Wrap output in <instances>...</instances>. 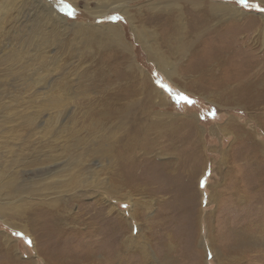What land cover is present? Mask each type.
I'll return each mask as SVG.
<instances>
[{
  "label": "rangeland",
  "instance_id": "1",
  "mask_svg": "<svg viewBox=\"0 0 264 264\" xmlns=\"http://www.w3.org/2000/svg\"><path fill=\"white\" fill-rule=\"evenodd\" d=\"M43 1L54 3L59 14L67 20L66 27L56 28L47 22L40 9L26 0H16V8L6 14L1 10L0 0V244L9 238L7 245L10 244L17 253L19 264H46L45 259L49 257L39 256L38 249L48 254L46 256L59 252L83 256L85 247L67 246L63 241H57L58 236L50 230L48 218L45 227L37 229V211H59L55 209V202H59L61 208H68L69 213L76 215L99 203L107 211L113 207L114 210L119 209L121 215L128 218L131 217L132 200L125 198L130 197L134 200L137 214L144 211V202L151 204L150 209L138 218L140 226L137 225L147 237H152L151 249L158 263L166 257L167 261L159 264H220L213 253L206 255L200 245L201 237H206V229L199 221L201 214L205 215L204 211L215 212L216 219L218 215L221 218L217 205L208 200L215 184L221 181L218 172L220 147L223 144L227 149L232 140L220 128L234 118L232 120L252 126L251 129L254 128L264 141V122L262 127H257L251 111L234 104L227 106L217 97H210V93L198 94V85L180 76L187 66H195L194 61L179 57L174 49L169 52L163 47L161 50L176 65L178 72L172 81L168 80L138 43L130 20L119 10H114L116 5L106 1L101 4L98 0ZM203 1L224 2L240 9L244 13L241 18L234 15L224 17L220 13L216 18L245 26L243 29L250 34V43L264 45V20L261 18L264 16V0H176L181 7L178 12L172 6L167 9H174L170 8L176 17L178 13H184L181 22H188L186 30L194 35L198 22H195L196 27L191 25L193 15L198 12L196 8L203 7L193 4ZM153 2L156 0H131L127 6L134 25L142 28L145 22V26L157 32L160 39L166 35L167 29H173L165 21V13L171 15V12H163ZM166 2L160 1L159 6H165ZM108 4L111 7H107ZM248 19L255 20V24L247 23ZM112 23L121 27L135 55L133 58L119 56L118 61H114L117 62L115 69L109 66L108 70L105 60H102L105 56L102 54L105 49L102 38L85 28ZM229 38L224 36L220 39L222 43L219 40L217 43L224 47L231 45L232 38ZM111 49L114 50L115 46ZM207 50L203 48L205 55ZM242 57L257 60L258 54ZM143 75L152 88L157 87L163 92L164 106L159 104V99L152 106V100L145 98L149 94L147 90L146 94L140 92ZM160 111L178 116L197 115L209 150L206 151L204 145L200 153L190 158L189 153L181 155L179 145L174 151L162 153L157 150L155 162L158 169L143 163L148 172L152 168L157 171L156 178L161 182L157 186L160 192L157 197L118 187L115 189L121 200L106 195L96 186L101 179H106L105 172L114 169L115 161L105 156L106 145L113 147L115 144L116 147L126 141L130 131L140 130L148 134L159 119L156 114ZM162 165H168L170 174L162 170ZM246 174L244 172L243 176ZM110 179L114 182L112 177ZM21 203L24 207L20 212L25 213L17 215L15 207ZM52 204L54 206L49 209ZM92 210L84 217L96 214L97 206ZM24 226H27L26 231ZM138 226L135 225L134 233ZM113 228L114 231L111 228L95 237L99 243L103 239L107 245L105 248L109 246L111 250L113 235L120 232V229ZM124 228L123 237L131 235L129 225ZM137 252L129 251L128 254L137 255ZM97 253L96 262L108 264L100 258L101 254L107 257L101 253V248ZM137 264L149 263L137 261Z\"/></svg>",
  "mask_w": 264,
  "mask_h": 264
},
{
  "label": "bare ground",
  "instance_id": "2",
  "mask_svg": "<svg viewBox=\"0 0 264 264\" xmlns=\"http://www.w3.org/2000/svg\"><path fill=\"white\" fill-rule=\"evenodd\" d=\"M15 1L2 0L1 10L6 14L13 11L16 8ZM26 1L33 3L34 6L36 5L35 7L40 9L41 13L47 18V22L50 21L56 28L61 25L66 27L67 20L59 14L54 7V3H47L48 1L44 2L43 0ZM69 1L75 2L76 0ZM98 1L101 4L106 1L112 6L116 5L114 10H119L120 13L122 12L130 20L129 22L132 23L133 32L138 43L148 53V58L153 60L159 71L163 72L168 80L172 81L178 75V72L176 65L171 63L169 61L170 58L168 60V57L161 50L163 47L168 49L169 52L174 49V51L176 50L175 54L180 55L179 57L194 61L195 66L192 68L187 66L180 76L190 79V83L198 85L196 87L198 94L210 93V95L212 94L210 97H217L218 101L222 103L224 101L227 106L234 104L249 112L251 111L253 113L251 118L257 121L256 126L262 125L264 122V106H262L264 104V45L251 44L250 34L244 32L243 27L245 28V26H241V28L238 24L233 25L231 22H222L216 18L217 13L224 17L234 15L237 18H241L244 13L240 9L224 2H194L193 5L195 7L201 6L203 8H196L198 12L193 15L194 19L191 25L195 26V22H198V26H195L197 31L193 35L186 30L188 22H181L180 18H184L185 14L181 12L176 17V15H172V10L174 9L171 7L172 10L170 8L167 9L168 6H172L178 12L181 7H179L176 0H167V4L163 7L159 6V2L164 0H156L152 4H155L154 6L158 9L161 8L163 12L164 10H170L169 12H171L172 16L165 13V21L167 25L169 23L171 27L173 26V29H167L166 35L159 39L157 32L147 28L143 20L142 28L134 25L133 17L130 14L131 11H129L127 6V2L131 0ZM196 3L199 4L195 5ZM109 4L107 7L110 6ZM99 17L102 18V16ZM261 18L264 20V16ZM247 21V23L255 24V20L248 19ZM85 30L96 35L99 34L102 38L101 41L105 45L104 52L102 51L105 56L102 60H105L108 70H110L109 66L115 69L114 65L117 62L114 61H118L119 56L130 58L133 54L135 55L133 48L126 42L125 33L123 34L119 25L112 23L105 26L97 25L94 28L93 26H88ZM244 34L248 35L242 37ZM224 36L232 38L231 45L224 47L217 43ZM112 46H115L114 50L111 49ZM203 48L208 49L205 52L210 54H206V56ZM256 53L258 54L257 60H251L250 58L248 60L242 57L245 54L250 56L256 55ZM142 80L143 85L140 92L143 93L146 89L147 93H149L146 94L145 92V98L152 100V106L158 99L159 104L164 106L166 101L163 98V92L160 89L157 90V87L152 88L146 76L143 75ZM156 115L159 119L151 127V131L148 134L144 131L141 133L140 130H136V132L130 131L126 135V141L120 142L116 147L114 146L115 144L113 147L111 144L106 145V158L116 163L113 164V170H108V173L105 172L106 179H101L96 185L106 195H111L121 200L122 198L118 197L119 192L115 189L118 187L140 192L143 196L150 194L153 197H157L160 195L157 186L161 183L156 178L157 171H155L158 169L155 162L157 158L155 157V152L157 150L160 149L162 153L168 150L174 151L179 145L180 151H182L181 155L189 153V158L200 153L204 145L206 146V151L209 150L207 138L199 124L200 120L197 115L178 116L168 111H160ZM232 119L234 118H230L226 125L220 128L221 132H227L232 140L229 143L228 150L223 148V144L220 147L221 158L218 172L221 176V181H217L218 183L212 189L213 192L211 191L213 193L212 196L208 198L211 203L217 205L216 210L221 218L219 219L218 215L219 220L216 219L215 212L206 213L204 211L205 215L201 214L199 221L204 223L203 228L204 230L206 229V237H201L200 245H202L206 255L208 252L213 253L220 264H264V141L257 136V131L254 128L251 129L252 126L248 127L241 121ZM143 163H145V166L148 164V166H153L156 169L152 168V171L148 172L145 166L143 168ZM161 167L167 174H170L168 165H162ZM244 172L248 173L246 176L244 175L245 177L243 176ZM109 177H112L114 182L112 179L109 180ZM208 187L210 190L211 186L209 185ZM125 199L132 200L131 217L128 218H126V215L122 216L119 209L117 211L113 207L107 211V208H104L99 203H96L97 205L95 206H90L89 210H81L76 215L69 213L66 210L68 208H61L62 205L60 206L59 202H55V209H59V211L53 212L52 210L46 211L44 209L37 211L35 218L37 229L45 227L44 223H46V218H48L50 230L58 236V242L63 241V244L67 246L76 247L80 245L85 247L83 256H70L64 252L46 256L48 254L41 252L39 249L38 255L43 258L49 257L45 259L46 264H99L96 259L99 254L97 251L101 248V253H105L104 255L107 257L101 256V254L100 258L102 257L108 264H115L116 261L117 264H137V261L142 263L146 261L149 264L158 263V259L151 249L152 237L149 238L143 233L138 221V218H141L150 209L151 204L144 202L142 206L144 211L137 214L134 200L130 197ZM52 206L54 205L48 206L49 209ZM96 206V214L93 213L89 218H85L84 216L88 212L93 211L92 208ZM23 207V203L15 207L18 210L16 212L17 215L25 213L20 212ZM15 208L12 209L14 210ZM2 210L6 211V208L2 206ZM112 225L120 229V232L118 234L114 233L113 238L115 239L111 250L109 246L105 248L107 245L103 239L99 243L95 237L97 236L96 234L101 236L106 230L111 228L114 231L115 228ZM125 225H129L131 232V235L127 237L126 234L123 237V232H126ZM135 225L139 227L136 228V234L133 232ZM26 228L27 226H24L25 230L22 228V231H26ZM28 230L30 229L28 228ZM43 237H40V239ZM8 241L9 238L7 237L0 244V264H19L17 253L10 244L7 245ZM217 246L222 250H219ZM129 251L132 253L138 251V254H128ZM163 258L159 263L167 261L166 257Z\"/></svg>",
  "mask_w": 264,
  "mask_h": 264
},
{
  "label": "snow or ice",
  "instance_id": "3",
  "mask_svg": "<svg viewBox=\"0 0 264 264\" xmlns=\"http://www.w3.org/2000/svg\"><path fill=\"white\" fill-rule=\"evenodd\" d=\"M241 2H243V0H241ZM69 14H71V13H69Z\"/></svg>",
  "mask_w": 264,
  "mask_h": 264
}]
</instances>
